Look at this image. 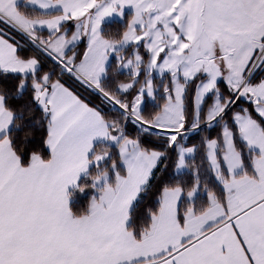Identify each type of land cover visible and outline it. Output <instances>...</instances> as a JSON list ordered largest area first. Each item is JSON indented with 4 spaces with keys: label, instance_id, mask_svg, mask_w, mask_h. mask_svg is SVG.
<instances>
[{
    "label": "snow or ice",
    "instance_id": "obj_1",
    "mask_svg": "<svg viewBox=\"0 0 264 264\" xmlns=\"http://www.w3.org/2000/svg\"><path fill=\"white\" fill-rule=\"evenodd\" d=\"M0 264H264V0H0Z\"/></svg>",
    "mask_w": 264,
    "mask_h": 264
},
{
    "label": "trees",
    "instance_id": "obj_2",
    "mask_svg": "<svg viewBox=\"0 0 264 264\" xmlns=\"http://www.w3.org/2000/svg\"><path fill=\"white\" fill-rule=\"evenodd\" d=\"M116 27H118L117 24H111V25L105 26L106 31L114 30ZM85 47H86V41H82L77 45V51L82 52ZM50 67H52L51 62L50 61L46 62L44 65L45 70H48ZM58 72H59V70L57 69V73ZM121 79H126V74L124 76H122ZM158 81H159V77L157 76V82ZM62 82H65L67 84V86L76 90L81 95V97L86 100V102H91L92 105H100V100L98 99V97L96 96L95 93H93L91 90H85L73 78L69 77L67 74H65L62 77ZM157 102L162 104L163 100H160L158 98ZM100 106L105 107V105H100ZM153 110H154V105H152V104H149L148 107L146 108V112H150ZM110 114L111 113H109V115ZM209 131H210V134L212 136H215L216 132L219 131V129L217 128L216 130H209ZM207 134H209V133L204 132V133H201L200 135L203 136V135H207ZM198 140H199V137H197L195 140H193V142H198ZM197 159L199 160V157Z\"/></svg>",
    "mask_w": 264,
    "mask_h": 264
},
{
    "label": "rangeland",
    "instance_id": "obj_3",
    "mask_svg": "<svg viewBox=\"0 0 264 264\" xmlns=\"http://www.w3.org/2000/svg\"><path fill=\"white\" fill-rule=\"evenodd\" d=\"M73 30H74V28H73Z\"/></svg>",
    "mask_w": 264,
    "mask_h": 264
}]
</instances>
